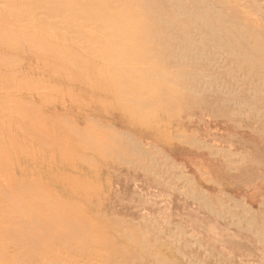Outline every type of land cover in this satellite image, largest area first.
<instances>
[{"label":"rangeland","instance_id":"1","mask_svg":"<svg viewBox=\"0 0 264 264\" xmlns=\"http://www.w3.org/2000/svg\"><path fill=\"white\" fill-rule=\"evenodd\" d=\"M94 3L130 18L8 17L0 189L49 205L0 214V264H264V0ZM86 107L90 162L60 143Z\"/></svg>","mask_w":264,"mask_h":264},{"label":"bare ground","instance_id":"2","mask_svg":"<svg viewBox=\"0 0 264 264\" xmlns=\"http://www.w3.org/2000/svg\"><path fill=\"white\" fill-rule=\"evenodd\" d=\"M114 1V0H113ZM118 1V0H117ZM115 3V2H114ZM118 3V2H117ZM13 4L14 5H16L17 6V9L16 10H18V11H21V12H23V13H25L26 12V14H28V15H31V13H32V15H34L36 12H39L40 14H41V8L43 7V9H45V10H49V11H47V12H51V11H53V10H56L57 11V9H59L58 11H60V12H63L64 14H62L63 16H61L62 18H71V19H73L74 21H78V20H84V21H86V20H88L89 18H90V16H93L94 14H97V15H101V17H110V18H114L113 20H115V21H124L125 19H127V18H130V17H127L128 15V13L127 14H123L122 15V17H121V15H118L117 14V12H115V10H114V13L115 14H117V15H115V14H110V12H107V11H109V10H105V7L104 8H100V9H97V10H94V7L95 6H100L99 4H97V3H94V0H0V43H1V46L2 45H8L9 43H10V41L12 42V40L14 39V35L13 34H11L10 33V31H5L6 29H5V27L7 28V29H10V27H9V20H8V17H10V15H12V14H14L13 12H12V6H13ZM44 4H45V7H44ZM116 4V3H115ZM119 4H122L121 2H119ZM123 4H124V2H123ZM118 6V5H117ZM117 6H115V7H117ZM125 6V5H124ZM101 7V6H100ZM112 9H113V5H112V7H111ZM120 8V7H119ZM110 9V8H109ZM115 9V8H114ZM112 12V11H111ZM120 12H121V10H120ZM124 12L126 13L127 12V6L124 8ZM6 13V15H8V16H6V17H4V14ZM42 13H43V11H42ZM108 15V16H107ZM108 17V18H109ZM32 25L33 26H35V25H37L36 26V29H38V30H44V29H46V25H44L43 23H40V20H34L33 19V21H32ZM64 26L66 27V28H69L70 27V25H68V23L67 22H65L64 23ZM130 27H128L125 31H124V36H123V40H124V37L128 34H132L133 35V32H135L136 30H134V31H132V29H130ZM94 30H95V28H94ZM92 31V30H91ZM132 32V33H131ZM136 33H137V31H136ZM117 39H120V38H117ZM120 42V41H119ZM124 42V44H127V42L124 40L123 41ZM122 42V43H123ZM118 43V42H117ZM128 45V44H127ZM0 46V47H1ZM126 47V46H125ZM3 48H4V46H3ZM136 48V47H135ZM2 52V51H1ZM8 57H9V55L6 57L5 55H1L0 56V59L2 60V63L5 61H7V59H8ZM4 60V61H3ZM9 60V59H8ZM10 61V60H9ZM5 62H4V64H5ZM1 63V62H0ZM6 64H8V61H7V63ZM5 64V65H6ZM4 68V67H3ZM4 73H5V71H4ZM2 76H3V74H2ZM125 77H129V76H125ZM5 78H6V76H5ZM126 81V80H125ZM89 85V84H88ZM89 90H90V87H89ZM89 93H90V91H88ZM116 96V95H115ZM119 99V97L118 98H116V100H118ZM114 101L115 103L117 102V101ZM118 103V102H117ZM146 103H148V102H146ZM60 109V108H59ZM64 110H66V111H68V110H70V109H64ZM55 111H57V110H54V113H55ZM61 111V110H60ZM57 113V112H56ZM71 116H70V118H71V120H72V122H73V124H72V127H69V129L67 130V132H64L65 134H66V136L64 137V138H62L61 139V137H60V143L62 142L64 145H65V147H64V149H65V153L64 154H66L67 152H69V154H70V156H71V154H72V156H77L78 158L80 157L81 158V156H82V158L84 159V158H86L89 162H90V156L88 155V157H87V155H85L84 153H83V151L84 152H86V153H88V150L90 151V122L92 123V125H94V123H97V121H99V118H90V107H86V108H83L82 110H79V108L77 109V111L76 112H74L73 110H70V112H68ZM94 122V123H93ZM116 125V123H114V126ZM118 127H120V128H123V127H126V123H124V122H119L118 123V125H117ZM67 129V128H66ZM123 130V129H122ZM48 136V135H47ZM141 136V135H140ZM154 137V136H153ZM82 139H84L83 140V142H82ZM156 139H158V137L156 138ZM59 141V140H58ZM85 142V144H83ZM88 142V146H87V148L88 149H86L85 147V145H86V143ZM138 142V141H137ZM83 146H84V149H83ZM102 148V147H101ZM48 149V148H47ZM120 149V148H119ZM67 151V152H66ZM63 152V151H62ZM111 152V151H110ZM115 152V151H114ZM81 155H80V154ZM90 153V152H89ZM116 153H118V152H116ZM75 154V155H74ZM47 155V154H46ZM69 156V155H68ZM103 156V155H102ZM106 156V155H105ZM47 157V156H46ZM77 157H76V159H77ZM104 157V156H103ZM110 157H111V155H110ZM48 158V160L46 161L45 159H44V161H45V163L46 164H48V163H52L53 165H54V162L53 161H55V160H53V157L52 156H48L47 157ZM108 158V157H107ZM85 159V160H86ZM121 159V158H120ZM37 160V159H36ZM41 161V160H40ZM39 161V162H40ZM37 164V163H36ZM55 164H56V162H55ZM56 166V165H55ZM60 166H61V164H60ZM95 166H96V164H95ZM39 168V167H38ZM50 168V167H49ZM68 168V167H67ZM117 168V167H116ZM55 169V168H54ZM53 169V170H54ZM59 169H61V168H59ZM65 169V168H64ZM69 169V168H68ZM74 169H70V171H73ZM95 170V169H94ZM50 171H52V170H50ZM76 171V170H75ZM53 172V171H52ZM60 172H64V171H62V170H60ZM74 172V171H73ZM73 172H69L71 175H72V173ZM115 172V171H114ZM199 172V171H198ZM54 174L56 175V172H55V170H54ZM80 174V173H79ZM75 175V174H74ZM84 176V175H83ZM78 178H81V177H78ZM63 180V179H62ZM31 182H35L34 180H32V178H31V180H30V182H26V183H22V184H24V185H26V184H28V183H31ZM66 182H67V180H66ZM68 185V184H67ZM83 185H87V183H85V182H80V187L79 188H82V186ZM89 186V185H88ZM68 189H70L71 187L69 186V187H67ZM83 188H84V186H83ZM65 189V188H64ZM72 189V188H71ZM66 190V189H65ZM23 191V189H18L17 191H16V193L15 194H12L11 192H10V190L9 189H0V214H2V213H4V212H6V211H9L13 206H17V207H19V208H24V210H25V212L27 213V214H29L30 213V209L31 208H35L36 210H37V213H36V215H37V217L36 218H32L31 216H29V215H26V218L27 219H29L30 221H32L33 223H34V221H36V222H39V220H43L45 217L44 216H47L46 214H45V212H46V207L49 205H47V204H45V202L42 204L43 205V207L41 206V205H34V204H27V197H26V195H25V193H22L21 194V192ZM66 191H68V190H66ZM24 192H29L31 195H36V196H39L43 191H42V189H40V188H31V189H26V190H24ZM76 193H78V192H76ZM252 196H254V195H252ZM255 197V196H254ZM57 200V199H56ZM52 201H53V199H52ZM60 211V210H59ZM57 212V213H55L54 215H53V220H48L47 218H46V220L49 222V224L51 223V222H54V221H64L65 219H66V217H65V213H62V212ZM25 216V215H24ZM40 218V219H39ZM40 221V222H41ZM45 222V221H44ZM48 222H45L46 224L48 223ZM14 224H19L17 221L16 222H14ZM38 223H34L33 225H37ZM9 226V225H8ZM42 226H45V225H42ZM42 226H41V228H42ZM10 227V226H9ZM1 231H3V229H1ZM6 232H8L7 230H6ZM9 232H11V231H9ZM16 232V231H15ZM14 233V232H13ZM14 234H16V233H14ZM13 234V235H14ZM0 235H2V233L0 234ZM6 235V234H5ZM12 235V236H13ZM4 236V235H3ZM7 236H8V234H7ZM1 237V236H0ZM15 237H16V235H15ZM18 237V236H17ZM2 238V237H1ZM7 238H10V237H7ZM5 240V239H4ZM4 240L2 241L3 243H5L4 245L6 246V244H7V240H5V242H4ZM13 239L11 238V241H12ZM0 241V242H1ZM7 241V242H6ZM2 243V244H3ZM9 243V242H8ZM11 243H13V242H11ZM1 244V245H2ZM3 246V245H2ZM1 246V247H2ZM8 246V245H7ZM0 247V248H1ZM3 248V247H2ZM10 248V247H9ZM4 249V248H3ZM4 253V252H3ZM9 253V255L11 254L10 252H8ZM7 255V254H6ZM5 255V256H6Z\"/></svg>","mask_w":264,"mask_h":264}]
</instances>
